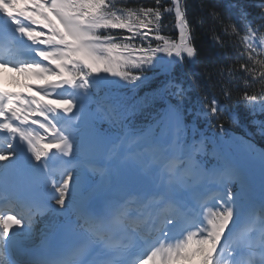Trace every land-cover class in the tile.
<instances>
[{
    "label": "snow or ice",
    "instance_id": "6c2138e0",
    "mask_svg": "<svg viewBox=\"0 0 264 264\" xmlns=\"http://www.w3.org/2000/svg\"><path fill=\"white\" fill-rule=\"evenodd\" d=\"M218 8L213 56L188 0H0V264H264V146L222 122L264 140V0Z\"/></svg>",
    "mask_w": 264,
    "mask_h": 264
},
{
    "label": "trees",
    "instance_id": "16d2710c",
    "mask_svg": "<svg viewBox=\"0 0 264 264\" xmlns=\"http://www.w3.org/2000/svg\"><path fill=\"white\" fill-rule=\"evenodd\" d=\"M229 3H231V0H188V4L190 5V9H189L190 18L192 19L202 18L204 20V26L199 28L196 32V43L202 49L205 55L214 56L224 51L219 49L216 45H214V43L210 39L211 36L210 29H212L213 27H217V30L219 29H218V25H216L215 22H213L211 17L208 15V12L211 10L213 5H219L218 10H223L225 6L228 5ZM227 51L229 53L231 52L230 49H228ZM228 62L231 63V61ZM162 80H163V76H159V77L152 76L150 82L139 90V95L143 96L144 93L149 92L153 87H156L158 84H160ZM256 88L257 89L259 88L258 84L256 85ZM117 95H119V93H117ZM234 103H235V99H234ZM145 116L151 119L155 116V112H151V113L146 112ZM141 119H143V117ZM222 122L224 123L227 132L250 133V135L253 137V139L256 140L259 146H264V140H262L261 137L258 134H256L255 129L247 122V120H244L240 123H236L224 119ZM255 123L258 124L259 120H256ZM200 128L203 130H206L208 128L211 131L213 129H216L214 127H209L203 123H201ZM211 131L207 132L205 135L209 134ZM252 167L254 169H257V167L254 165Z\"/></svg>",
    "mask_w": 264,
    "mask_h": 264
},
{
    "label": "rangeland",
    "instance_id": "374dc122",
    "mask_svg": "<svg viewBox=\"0 0 264 264\" xmlns=\"http://www.w3.org/2000/svg\"><path fill=\"white\" fill-rule=\"evenodd\" d=\"M11 72V71H10ZM1 76V75H0ZM9 78V82H11V84H9V86H11L12 88H14L15 91L19 90L18 87H14L12 86L13 84L14 85H19V84H22L24 83V78L22 76H19V75H14V76H8ZM230 136H233V137H240L242 135H230ZM257 165H259L258 163H256ZM257 175L256 172H254L253 170H251V173H250V178L256 188V183H257ZM55 220H60V218H57V217H54ZM48 222H51L50 220H46V218H43L38 226V230H42L43 226L44 227H47V226H50L48 225ZM37 230V231H38ZM35 237V236H34ZM33 237V238H34Z\"/></svg>",
    "mask_w": 264,
    "mask_h": 264
},
{
    "label": "bare ground",
    "instance_id": "6f19581e",
    "mask_svg": "<svg viewBox=\"0 0 264 264\" xmlns=\"http://www.w3.org/2000/svg\"><path fill=\"white\" fill-rule=\"evenodd\" d=\"M0 80H4V78H3L2 76H0ZM5 87H7V86H5ZM8 87H10V88L12 89V91H15L14 88H12L11 86L8 85ZM8 87H7V88H8ZM54 217H55V216H48V217H45L46 220H50V221H51V222H48V221H47L48 225H50V226H47V227H46L47 229H53V228H54L53 226H51V225H52V224H51L52 221L55 220Z\"/></svg>",
    "mask_w": 264,
    "mask_h": 264
}]
</instances>
